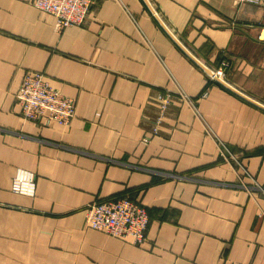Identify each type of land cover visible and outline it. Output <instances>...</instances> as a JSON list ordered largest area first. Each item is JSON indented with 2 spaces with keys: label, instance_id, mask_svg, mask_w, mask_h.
Returning <instances> with one entry per match:
<instances>
[{
  "label": "crops",
  "instance_id": "obj_1",
  "mask_svg": "<svg viewBox=\"0 0 264 264\" xmlns=\"http://www.w3.org/2000/svg\"><path fill=\"white\" fill-rule=\"evenodd\" d=\"M54 24L0 0V264H264V4L95 0ZM28 71L75 99L68 126L23 121ZM122 197L148 212L141 245L85 224Z\"/></svg>",
  "mask_w": 264,
  "mask_h": 264
},
{
  "label": "built area",
  "instance_id": "obj_2",
  "mask_svg": "<svg viewBox=\"0 0 264 264\" xmlns=\"http://www.w3.org/2000/svg\"><path fill=\"white\" fill-rule=\"evenodd\" d=\"M244 1L264 4V0ZM94 2L95 0H33V4L40 11L55 17L56 31L69 26L85 24ZM258 38L264 40V26L260 28ZM229 65L228 61H223L219 69L209 74V78L215 80ZM173 92L169 89L159 96L163 113L171 102ZM176 93L195 108L194 101L183 89L178 88ZM17 100L21 107L23 121L36 122L45 118L62 126H68L76 113L75 99L55 88L45 73L41 71H28L24 75L17 93ZM196 112L200 116L198 110ZM224 149L223 147V152ZM34 188L33 173L20 171L13 183V189L31 194ZM85 224L87 227L103 231L114 237L130 238L133 244L141 245L147 238L149 215L143 205L129 197H122L89 204L85 211Z\"/></svg>",
  "mask_w": 264,
  "mask_h": 264
}]
</instances>
